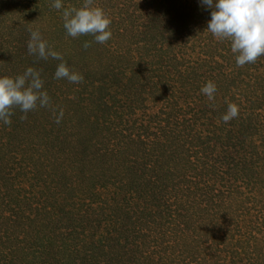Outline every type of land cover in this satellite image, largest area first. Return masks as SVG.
<instances>
[{
    "label": "trees",
    "instance_id": "16d2710c",
    "mask_svg": "<svg viewBox=\"0 0 264 264\" xmlns=\"http://www.w3.org/2000/svg\"><path fill=\"white\" fill-rule=\"evenodd\" d=\"M24 1L0 0V76L15 77L28 67L45 71L51 67L48 60L28 53L27 42L30 30H39L42 17H62V10L52 7L53 0H29L32 14L23 17L17 5ZM62 3L65 8H77L83 0ZM5 5L13 16L9 23ZM103 6L116 15L109 27L116 29L112 39L124 49L114 50L119 59L112 63L121 66L99 80H83L80 91H75L92 116L95 139L89 147L111 171L93 176L91 180L97 183L93 188H81V198L74 200L78 213L73 212V221L66 222L68 211H60L61 206L53 208L52 214L66 222L60 233L85 239L86 248L74 251L82 252L87 264H99L97 258L91 262L87 257L95 250L108 257L106 245H118L122 238L125 252L133 254L125 264H172L177 246L168 241L178 229L185 233V227L203 241L201 231L206 236L223 231L227 241L245 237L249 242L251 234L264 235V56L238 67L230 42L206 30L211 9L199 0H104ZM51 73L50 69L51 80L42 89L48 94L55 87L63 89ZM207 81L216 85L213 100L200 92ZM229 103L238 106V115L225 123L221 117ZM11 111L8 125L16 126L24 119L17 118V109ZM56 117L46 116L43 126L36 119L29 122L32 128L44 129L40 137L52 141ZM67 118L64 114L60 125ZM48 124L53 130L46 128ZM5 126L0 122V134ZM16 133L8 131L11 139ZM13 148L11 142L5 149L9 153ZM87 148L80 142L79 150H70L69 155L81 162ZM64 151V147L56 150L59 155ZM11 169L12 175L8 170L9 177L0 183V197L13 198L31 209L35 198H20L21 194L28 197L29 190L11 182ZM50 177L55 187H47L42 196L52 191L69 194L64 180L61 183L53 173ZM196 195L206 197L199 201L206 202L202 209L209 215L210 210L216 211L218 226L230 225L226 229L202 224L191 228L183 211L191 209L187 202L197 203ZM87 198L98 202L88 204ZM203 210L198 217H203ZM84 218L90 220L88 225ZM243 243L241 252L216 257L215 264H248L247 242ZM256 244L264 255L260 238Z\"/></svg>",
    "mask_w": 264,
    "mask_h": 264
},
{
    "label": "rangeland",
    "instance_id": "374dc122",
    "mask_svg": "<svg viewBox=\"0 0 264 264\" xmlns=\"http://www.w3.org/2000/svg\"><path fill=\"white\" fill-rule=\"evenodd\" d=\"M24 3V5L22 2L18 3L17 8L21 11L23 17H27L32 14L33 6L29 0H25ZM93 3L95 6L103 8L106 13H112L109 16L110 19L116 17L112 9L108 7L104 8V0H94ZM24 7H26L25 10ZM5 12L6 21L9 23L13 16L7 5H5ZM38 28L48 45L60 52L67 66L71 70L81 74L83 80H99L102 74L108 75L111 73V70L116 71V68L121 66L112 63L114 60L119 59L114 50L120 52L124 49L121 43L112 39L117 35L115 28L110 27L111 38L104 44L95 42L91 34L75 38L68 36L63 27V19L58 14L42 17ZM85 41L89 43L87 48L84 47ZM47 60L51 63V67L48 68L47 66L46 71L32 67L40 72L43 86L51 80L49 75L50 69L53 75L60 62L51 57ZM108 64L112 67L110 68ZM2 71L3 69H0V72ZM82 81L71 83L66 79H60L59 84L63 86V89L55 87L52 93L48 94L49 104L47 106L40 107L38 104L36 108L27 113L22 112L18 107L14 106L12 109H17L15 111L17 112V118L24 120L20 121L16 126H5V129L0 134V183L2 184L9 175H12L11 168H13L11 182L20 184L29 190L26 193L28 197H24L21 194L20 198H29L30 200H33L32 197L35 198L32 202V208L29 209L23 203H16L13 198L3 200L0 197V264H87L84 261L82 252H75L76 250H80L81 247L83 249L86 248L88 244L85 239L80 241V239L67 237L60 233V227H63V224L69 219L71 221L74 220L72 217L73 212L78 213L75 211L78 206L74 200L79 201L81 198L78 197L81 193V188H93V185L97 183L93 182L91 178L95 177L98 172H102V170H105V172L106 170L108 172L111 170L107 169L105 160L95 155L94 148L92 146L91 148L89 147V144L95 139L92 132V123H90L92 116L86 109L87 105L85 107L79 101L75 91V89L80 91L79 85L82 84ZM90 90H92L91 87ZM61 109L63 110V115L65 114L69 118L62 125H60L62 122L57 123L54 130L49 124L46 126V128L53 130L54 133L51 138L54 139L49 141L45 140L44 137H40L39 132H43L44 129L42 127H39V129L32 128L29 120L36 119L38 125L43 126L47 124L46 121H43L46 116L53 118L59 114ZM10 130L17 131L15 139H11V136L8 134ZM11 142H13L14 148L7 153L5 148ZM80 142L88 148L85 152L86 155L82 156L84 160L76 162L69 155V151L74 150L76 153L80 148ZM63 147L65 151L59 155L56 150L61 152ZM50 173L57 174L61 183H63V180L67 183L69 194L52 191L50 195H41V192L48 190L47 187H55ZM14 179L15 181H13ZM61 189L63 190V188ZM56 190L59 192V187ZM15 195L17 194L15 193ZM40 197L41 200H39ZM47 197H49L48 203H43V200ZM195 198L197 203H194V201L187 202L186 204L191 209L186 207L183 211L185 215L184 220L188 218L191 228L197 224H202L210 228L226 229L230 225L227 222L222 226H218L220 219L216 216V211L210 210L209 215L207 211L202 209L203 204L206 202H200L199 200H204L206 197L196 195ZM84 201L88 204L90 202H98L88 198ZM55 206L58 207V210L59 206H61L62 209L60 211H68L65 216L66 222L59 221L56 214H52ZM92 206L96 207L97 205L93 204ZM44 209L48 211L46 212ZM201 210L204 212V214H201L203 215L202 218L197 216ZM240 210L239 208L238 211ZM170 221L171 219L168 222ZM84 223L88 225L90 220L84 218ZM184 229L185 233L178 229L168 241L169 244L176 242L177 246L175 259L172 264H215L216 257L224 256L227 252H241L244 247L243 242H247L246 246L249 251L246 255L247 263L264 264V255L259 253L260 248L256 244L258 238H260L261 244H264L263 233L257 237L251 234L250 241L248 242L245 237H241L240 239H238L239 237L233 238L227 241L223 231L212 236H206V232L201 231L200 234L204 238L203 241L198 240L194 230L186 227ZM11 233L15 235L11 236ZM124 244V239L122 238L118 245L113 242L110 244L111 248L109 244L106 245L108 257H104L105 253L100 254L95 250L92 253L93 256L87 258L91 262L97 258L96 261L99 264H110L109 257H112L111 264H125L124 262L128 259L132 260L133 254L125 252L124 248H127V246ZM227 247H233L236 250L231 251ZM228 255L230 256V254ZM141 264H149V261ZM230 264H236V262Z\"/></svg>",
    "mask_w": 264,
    "mask_h": 264
},
{
    "label": "clouds",
    "instance_id": "9594fccd",
    "mask_svg": "<svg viewBox=\"0 0 264 264\" xmlns=\"http://www.w3.org/2000/svg\"><path fill=\"white\" fill-rule=\"evenodd\" d=\"M200 4L211 9L206 30L219 40L230 42L231 52L238 67L255 63L264 56V0H199ZM52 7L62 10L63 27L70 37L91 34L95 42L104 44L111 38V19L103 8L95 6L93 0H83L79 8H65L62 0H53ZM89 43L85 41L84 47ZM30 55L47 60L49 57L60 61L54 77L79 83L83 76L71 70L63 60L62 54L54 50L43 39L39 30H30L27 42ZM43 89L40 72L28 67L23 74L15 77L0 76V122L10 124L11 109L16 106L27 113L39 104H49L48 93ZM200 92L209 100L214 99L216 85L207 81ZM238 115V106L229 103L221 119L227 123ZM63 117L61 109L56 117L59 123Z\"/></svg>",
    "mask_w": 264,
    "mask_h": 264
}]
</instances>
